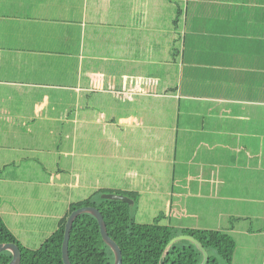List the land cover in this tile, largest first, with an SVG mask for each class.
<instances>
[{
    "label": "crops",
    "instance_id": "1",
    "mask_svg": "<svg viewBox=\"0 0 264 264\" xmlns=\"http://www.w3.org/2000/svg\"><path fill=\"white\" fill-rule=\"evenodd\" d=\"M72 125L93 185L105 165L160 191L176 170L184 206L210 192V224L237 242L233 264H264V235L231 227L248 200L264 219V202L240 195L263 189L252 176L264 155V0H0V159L27 160L15 170L25 183L65 185L41 168L72 170ZM185 159L210 166V183L193 184L208 168L183 170Z\"/></svg>",
    "mask_w": 264,
    "mask_h": 264
},
{
    "label": "trees",
    "instance_id": "2",
    "mask_svg": "<svg viewBox=\"0 0 264 264\" xmlns=\"http://www.w3.org/2000/svg\"><path fill=\"white\" fill-rule=\"evenodd\" d=\"M177 6L173 19L176 29L181 21L184 24L186 13L185 2ZM176 51L173 49V59L177 57L175 62H178L180 49ZM181 104V100L176 101L179 114ZM194 105L203 108L198 113L200 116H204V119L210 117V103L195 102ZM80 129L73 125L70 128L74 142L71 143V151L76 155L72 159V170L62 169L61 163L53 171L41 168L43 173H50L55 182L62 180L65 185L25 183L23 180L33 178L16 175L15 170L23 167L24 171H30L27 160L6 162L0 159V244L17 245L21 251L20 264H64L62 243L65 224L73 211L83 207H95L100 211L108 235L122 251V264H200L202 254L189 241H179L165 253L168 243L180 235L192 236L203 245L209 254L207 264L234 263L237 250L235 237L230 231L217 229L213 223L210 224V197H202L210 196V192L198 191L199 196L191 201L195 207H186L182 204L185 202L182 197L184 192L180 193L177 188L181 178L176 175V170L167 177L166 187L163 186L160 191L152 186L143 190L137 189L133 183H126L122 174L107 175L105 165L101 171L106 176L102 178V185L96 187L89 181L90 176L95 178L92 167L90 170L84 167L91 162L86 163L80 157L84 152ZM89 136L103 135L91 129L86 133V137ZM174 136L177 144V131ZM196 164L187 169H208L194 176L192 183H210V166ZM70 174L71 184L68 186L66 181ZM97 177L100 178L98 173ZM146 180L149 184L156 181L149 177ZM103 194L123 195L133 200L134 204L102 199ZM257 221L254 220V223ZM244 224H252L250 217L233 218V235H251L249 229L238 231ZM68 252L71 264H114L113 252L103 242L98 222L90 214H81L74 221ZM11 259L10 252H0V264H9Z\"/></svg>",
    "mask_w": 264,
    "mask_h": 264
},
{
    "label": "water",
    "instance_id": "3",
    "mask_svg": "<svg viewBox=\"0 0 264 264\" xmlns=\"http://www.w3.org/2000/svg\"><path fill=\"white\" fill-rule=\"evenodd\" d=\"M102 199L107 200H117V201H123L129 205H133L134 201L123 196V195H115V194H103L101 195ZM81 214H90L98 222L99 228H100V234L102 237L103 242L111 249L114 255V264H122V251L120 247L116 244V242L110 238V236L107 233L106 224L104 222L103 216L101 215L100 211L96 209L95 207H83L80 209H77L73 211L65 224V231H64V239L62 243V260L64 264H71L69 259V240H70V234L72 230V225L76 218L80 216ZM179 241H189L195 247L200 251L202 254V259L200 264H207L209 259L208 251L203 247V245L197 241L194 237L188 236V235H180L175 238H173L168 245L166 246L165 253H168L170 248ZM8 251L12 254V259L9 262V264H20L21 263V251L18 248L17 245L13 243H6V244H0V252Z\"/></svg>",
    "mask_w": 264,
    "mask_h": 264
},
{
    "label": "rangeland",
    "instance_id": "4",
    "mask_svg": "<svg viewBox=\"0 0 264 264\" xmlns=\"http://www.w3.org/2000/svg\"><path fill=\"white\" fill-rule=\"evenodd\" d=\"M263 133H264V129H263ZM263 144H264V142H263ZM187 162H188L187 159L177 161L178 164H185V166H187V164H188ZM253 162L256 163L255 161H253ZM260 162H261V166H262V167H259L260 169H262L261 173L259 175H257L258 174L257 173L256 176H255V174H253L252 177H255V179H257V181H258L257 187L263 186V189L248 188L245 193L241 192L240 195L256 198L257 200H262L264 202V155H263L262 160ZM230 163H231L232 167L234 165H237L239 167L245 166L240 161L232 160V161H230ZM189 164H191V163L189 162ZM189 167H191V166L188 165L187 168H189ZM251 167H254V166H251ZM184 170H188V169H184ZM252 203H253L252 200H248L245 203V205L241 204L240 210L244 211L248 215V217H250V221H252V224H244L243 228H241L238 231H244L245 229H249L248 231L252 232L251 235H264V219L258 220L257 223H254L255 217H259L258 216L259 209L256 206H254ZM263 213H264V210H263ZM258 259L264 260V255L263 256L257 255V257L255 258L254 261H256Z\"/></svg>",
    "mask_w": 264,
    "mask_h": 264
}]
</instances>
